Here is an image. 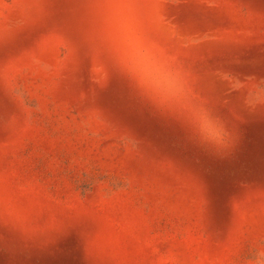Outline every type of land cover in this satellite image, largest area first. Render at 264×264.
Returning a JSON list of instances; mask_svg holds the SVG:
<instances>
[{
  "label": "rangeland",
  "instance_id": "374dc122",
  "mask_svg": "<svg viewBox=\"0 0 264 264\" xmlns=\"http://www.w3.org/2000/svg\"><path fill=\"white\" fill-rule=\"evenodd\" d=\"M102 3L0 0V264H259L264 0H136L227 148L135 89Z\"/></svg>",
  "mask_w": 264,
  "mask_h": 264
},
{
  "label": "clouds",
  "instance_id": "9594fccd",
  "mask_svg": "<svg viewBox=\"0 0 264 264\" xmlns=\"http://www.w3.org/2000/svg\"><path fill=\"white\" fill-rule=\"evenodd\" d=\"M98 30L117 64L135 89L155 108L178 117L193 138L218 148L228 147V134L207 112L188 107L179 74L146 40L136 0H103ZM259 264H264L261 254Z\"/></svg>",
  "mask_w": 264,
  "mask_h": 264
},
{
  "label": "bare ground",
  "instance_id": "6f19581e",
  "mask_svg": "<svg viewBox=\"0 0 264 264\" xmlns=\"http://www.w3.org/2000/svg\"><path fill=\"white\" fill-rule=\"evenodd\" d=\"M250 165H251V164H250ZM253 166H254V165H253ZM244 169H245V168H244ZM247 169H248V168H247ZM255 169H256V168H255ZM245 170H246V169H245ZM244 174H245V173H244ZM242 176H243V175H242ZM246 176H247V175H246ZM246 176H245V177H246ZM210 177H211V175H210ZM219 177H221V176H219ZM243 177H244V176H243ZM245 177H244V178H245ZM217 178H218V176H217ZM215 179H216V178H215ZM213 182H215V181H213ZM215 183H216V182H215ZM215 183H214V184H215ZM216 184H217V183H216ZM219 184H220V183H219ZM219 186H220V185H219Z\"/></svg>",
  "mask_w": 264,
  "mask_h": 264
}]
</instances>
